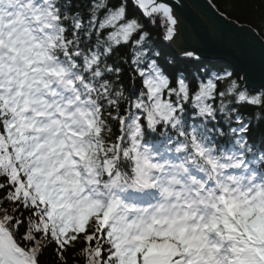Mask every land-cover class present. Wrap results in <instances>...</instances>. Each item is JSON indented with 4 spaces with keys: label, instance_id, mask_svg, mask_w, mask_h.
Listing matches in <instances>:
<instances>
[{
    "label": "snow or ice",
    "instance_id": "1",
    "mask_svg": "<svg viewBox=\"0 0 264 264\" xmlns=\"http://www.w3.org/2000/svg\"><path fill=\"white\" fill-rule=\"evenodd\" d=\"M184 8L0 0V264H264V84Z\"/></svg>",
    "mask_w": 264,
    "mask_h": 264
},
{
    "label": "water",
    "instance_id": "2",
    "mask_svg": "<svg viewBox=\"0 0 264 264\" xmlns=\"http://www.w3.org/2000/svg\"><path fill=\"white\" fill-rule=\"evenodd\" d=\"M184 4L186 31L181 39L199 49L201 58L225 61L236 70L243 67L244 71L240 74L247 72L249 86L264 84L260 43L264 40L252 28L221 18L210 7L208 0H184ZM241 45L251 52L243 63L236 55Z\"/></svg>",
    "mask_w": 264,
    "mask_h": 264
},
{
    "label": "trees",
    "instance_id": "3",
    "mask_svg": "<svg viewBox=\"0 0 264 264\" xmlns=\"http://www.w3.org/2000/svg\"><path fill=\"white\" fill-rule=\"evenodd\" d=\"M82 2H84V0H73L74 5ZM215 2L219 4L221 9H227L225 15L229 20L234 21L239 25H244L252 28L264 40V34H261L260 28L258 27L260 23V16L262 14V11H264V8H262L261 6L260 0H215ZM156 44L157 47L160 48L162 53V65L166 69L171 67L166 63V61L169 57H175V53L158 39L156 40ZM201 64L209 66L216 65L218 67L228 68L229 70H236L234 67L221 60H208L201 58ZM181 66L187 67L191 72H195V68L191 64ZM126 77L127 73H125V77H122V80L125 82L126 87H129L130 84L127 82ZM250 111L253 110L241 109V112H243L246 116ZM253 123H255V121H253ZM257 143H259V138H257Z\"/></svg>",
    "mask_w": 264,
    "mask_h": 264
},
{
    "label": "bare ground",
    "instance_id": "4",
    "mask_svg": "<svg viewBox=\"0 0 264 264\" xmlns=\"http://www.w3.org/2000/svg\"><path fill=\"white\" fill-rule=\"evenodd\" d=\"M189 4H190V2H189ZM193 8L196 9L194 6H193Z\"/></svg>",
    "mask_w": 264,
    "mask_h": 264
}]
</instances>
